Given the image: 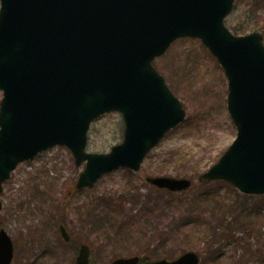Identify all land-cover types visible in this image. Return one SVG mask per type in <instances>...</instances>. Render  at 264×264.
Wrapping results in <instances>:
<instances>
[{"label": "water", "instance_id": "obj_1", "mask_svg": "<svg viewBox=\"0 0 264 264\" xmlns=\"http://www.w3.org/2000/svg\"><path fill=\"white\" fill-rule=\"evenodd\" d=\"M0 195L19 164L56 146L86 162L77 188H92L119 168L138 172L146 156L186 112L152 63L178 39H201L229 80L228 110L237 137L204 184L223 180L264 196V45L225 26L235 0H0ZM119 112L123 143L108 154L86 152L91 123ZM159 189L188 190V179L150 178ZM2 203L0 202V211ZM62 237L69 242L64 226ZM82 245L76 264H90ZM14 245L0 230V264ZM140 257L111 264H140ZM194 252L152 264H199Z\"/></svg>", "mask_w": 264, "mask_h": 264}, {"label": "rangeland", "instance_id": "obj_2", "mask_svg": "<svg viewBox=\"0 0 264 264\" xmlns=\"http://www.w3.org/2000/svg\"><path fill=\"white\" fill-rule=\"evenodd\" d=\"M225 25L235 36L262 35L264 45V0H236ZM153 66L180 100L183 123L138 172L119 168L92 188H77L86 163L78 166L64 146L19 164L0 196V230L13 242L12 264H76L82 245L92 264L133 256L174 261L186 252L196 253L200 264H264V196L245 195L223 180H199L237 136L224 68L194 38L175 41ZM2 99L0 91V105ZM124 130L121 113L102 115L91 124L86 152L110 153ZM157 177L188 179L192 187L173 193L148 181Z\"/></svg>", "mask_w": 264, "mask_h": 264}, {"label": "trees", "instance_id": "obj_3", "mask_svg": "<svg viewBox=\"0 0 264 264\" xmlns=\"http://www.w3.org/2000/svg\"><path fill=\"white\" fill-rule=\"evenodd\" d=\"M141 264H151L148 258H142Z\"/></svg>", "mask_w": 264, "mask_h": 264}]
</instances>
